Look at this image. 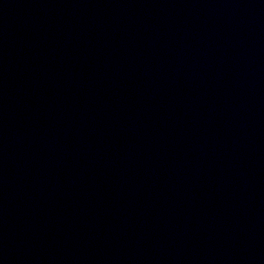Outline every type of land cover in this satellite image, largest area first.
<instances>
[{"label":"water","instance_id":"water-1","mask_svg":"<svg viewBox=\"0 0 264 264\" xmlns=\"http://www.w3.org/2000/svg\"><path fill=\"white\" fill-rule=\"evenodd\" d=\"M0 264H264V0H0Z\"/></svg>","mask_w":264,"mask_h":264}]
</instances>
